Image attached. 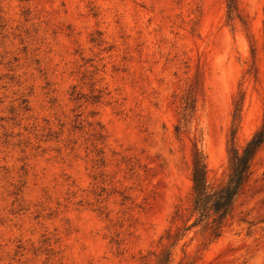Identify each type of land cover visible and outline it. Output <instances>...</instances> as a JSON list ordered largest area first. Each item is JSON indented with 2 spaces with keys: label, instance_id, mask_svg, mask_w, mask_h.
Listing matches in <instances>:
<instances>
[{
  "label": "rangeland",
  "instance_id": "obj_1",
  "mask_svg": "<svg viewBox=\"0 0 264 264\" xmlns=\"http://www.w3.org/2000/svg\"><path fill=\"white\" fill-rule=\"evenodd\" d=\"M235 6L0 0V264H264V144L195 223V153L215 191L264 124V0Z\"/></svg>",
  "mask_w": 264,
  "mask_h": 264
},
{
  "label": "trees",
  "instance_id": "obj_2",
  "mask_svg": "<svg viewBox=\"0 0 264 264\" xmlns=\"http://www.w3.org/2000/svg\"><path fill=\"white\" fill-rule=\"evenodd\" d=\"M236 0H229V9L233 13ZM192 107L185 108L182 119L184 123L190 115ZM182 123V122H181ZM264 144V124L252 138L242 147L235 144L231 148L232 172L229 179L215 191H209L206 186V168L204 160L195 153L193 158L194 209L198 213L195 223H200L213 215L212 234L218 237L229 215L232 204L250 176L251 161ZM175 244V243H172ZM172 252H166L165 259L160 264H171Z\"/></svg>",
  "mask_w": 264,
  "mask_h": 264
}]
</instances>
